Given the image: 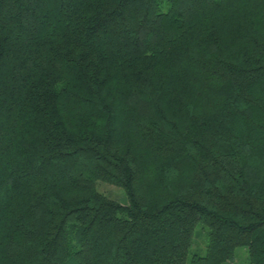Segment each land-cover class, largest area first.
<instances>
[{"label": "trees", "instance_id": "16d2710c", "mask_svg": "<svg viewBox=\"0 0 264 264\" xmlns=\"http://www.w3.org/2000/svg\"><path fill=\"white\" fill-rule=\"evenodd\" d=\"M240 247L264 264V0H0V264Z\"/></svg>", "mask_w": 264, "mask_h": 264}, {"label": "rangeland", "instance_id": "374dc122", "mask_svg": "<svg viewBox=\"0 0 264 264\" xmlns=\"http://www.w3.org/2000/svg\"><path fill=\"white\" fill-rule=\"evenodd\" d=\"M97 188L99 191L105 193L109 197H112L118 200L120 203L125 204L127 202V195L123 188L99 181L97 183ZM206 242H207V229L204 228L202 225H199L196 230V235L194 239V245L191 248V252L196 250L201 254L206 253ZM248 260L246 258V249L240 247L237 249V256L232 264H247Z\"/></svg>", "mask_w": 264, "mask_h": 264}]
</instances>
